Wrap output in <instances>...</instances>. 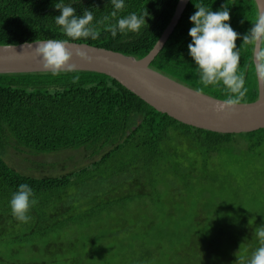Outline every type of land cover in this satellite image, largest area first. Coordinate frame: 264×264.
Returning a JSON list of instances; mask_svg holds the SVG:
<instances>
[{
    "label": "trees",
    "instance_id": "16d2710c",
    "mask_svg": "<svg viewBox=\"0 0 264 264\" xmlns=\"http://www.w3.org/2000/svg\"><path fill=\"white\" fill-rule=\"evenodd\" d=\"M57 2L0 0V45L68 39L55 23ZM176 2L124 0L118 17L148 12L147 25L113 38L96 23L113 10L110 0H63L78 16L92 10L100 31L97 40L69 42L141 58ZM194 4L212 11L228 6L237 48L257 14L253 0H189L149 66L226 99L232 94L222 83L199 82L189 54ZM240 71L248 89L242 102H251L258 95L251 46L240 49ZM9 148L24 152L18 167L7 159ZM64 150L88 151L91 162L55 175L28 172L55 165L29 156ZM239 182L251 187L257 209L243 208ZM22 183L37 200L26 223L10 210ZM262 225L264 127L218 133L182 123L104 73H0V264H247L259 246L253 232Z\"/></svg>",
    "mask_w": 264,
    "mask_h": 264
},
{
    "label": "clouds",
    "instance_id": "9594fccd",
    "mask_svg": "<svg viewBox=\"0 0 264 264\" xmlns=\"http://www.w3.org/2000/svg\"><path fill=\"white\" fill-rule=\"evenodd\" d=\"M113 10L109 15L97 21V25H105L113 38L117 32H138L147 25L148 12L138 15L135 12L118 17V13L125 7L124 0H110ZM196 11L190 16L192 27L188 35L189 54L197 65L199 82L204 86L223 84L230 95L220 105V109H232L244 100L248 89L245 87V74L240 71V49L251 46L252 67L258 80H264V12H258L251 22V28L243 35V43L237 48L236 41L240 35L230 26V13L227 5H222L218 11H212L203 4H194ZM54 7L60 15L54 17L55 23L61 27L68 39H47L33 43H26L27 47H34L35 55L42 58L45 69L51 70L53 75L62 70L74 71L76 65L70 63L73 52L69 48V40L88 39L97 40L100 31L93 25L94 12L89 9L83 11L82 16L76 14L72 4H65L63 0L55 3ZM12 46V45H9ZM83 55V53H77ZM90 59V58H89ZM80 77L74 76L72 83H78ZM202 89L197 90V94ZM32 188L22 183L10 199V210L13 217L23 223L30 220L28 215L32 206L37 203L33 198ZM253 235L259 246L252 252L247 264H264V225L255 228Z\"/></svg>",
    "mask_w": 264,
    "mask_h": 264
},
{
    "label": "water",
    "instance_id": "95a60500",
    "mask_svg": "<svg viewBox=\"0 0 264 264\" xmlns=\"http://www.w3.org/2000/svg\"><path fill=\"white\" fill-rule=\"evenodd\" d=\"M189 0H177L174 12L153 47L141 58L85 43L69 42L70 63L76 70L104 73L159 112L174 119L218 133H239L264 127V80L257 79V98L232 109H220L225 99L199 92L149 66L176 26ZM264 12V0H253ZM0 45V73L48 72L34 47ZM34 45V43H33ZM77 53H83L79 55ZM90 58V59H89ZM65 71V70H62Z\"/></svg>",
    "mask_w": 264,
    "mask_h": 264
},
{
    "label": "rangeland",
    "instance_id": "374dc122",
    "mask_svg": "<svg viewBox=\"0 0 264 264\" xmlns=\"http://www.w3.org/2000/svg\"><path fill=\"white\" fill-rule=\"evenodd\" d=\"M8 151L11 154V157L7 158L9 163L18 167L19 163L16 160V158L18 159L19 157H22L24 155V152L16 151L12 148H9ZM29 157L32 160L39 161V162L55 163V165L52 167L48 166V168L46 170L37 169V170H34L32 172L28 171L29 173H32L33 175L60 174L63 172H67L70 169H73V168H76L79 166H83V165H87L91 162L88 151H78V150L77 151L64 150V151H61V152L55 153V154H51V153H49V154H38L35 157L34 156H29ZM13 159H15V160H13ZM21 162H26V161L21 159ZM257 166L262 167V164H260V165L258 164ZM237 185H239L238 187L240 188V190L244 196V200L242 202H240L242 204L243 208L246 210V209H249V207L251 206V207H255L257 209L258 207L256 205L253 206V202L251 200V198L253 196V192L251 190V187L248 186L246 183H243V182H239V183H237ZM227 186H228V183H226L225 189L227 188ZM234 187L235 186L231 187V189ZM258 187H259V185L256 184L255 189H257ZM238 204H239V202H235V201L232 202V205L234 206V210H237ZM258 206H260V205H258ZM101 227H102V229L106 228L105 225H102Z\"/></svg>",
    "mask_w": 264,
    "mask_h": 264
}]
</instances>
